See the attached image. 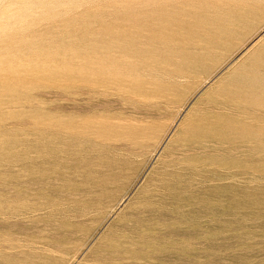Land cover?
<instances>
[{
	"label": "rangeland",
	"instance_id": "1",
	"mask_svg": "<svg viewBox=\"0 0 264 264\" xmlns=\"http://www.w3.org/2000/svg\"><path fill=\"white\" fill-rule=\"evenodd\" d=\"M263 47L264 0H0V264H264V155L194 137Z\"/></svg>",
	"mask_w": 264,
	"mask_h": 264
},
{
	"label": "bare ground",
	"instance_id": "2",
	"mask_svg": "<svg viewBox=\"0 0 264 264\" xmlns=\"http://www.w3.org/2000/svg\"><path fill=\"white\" fill-rule=\"evenodd\" d=\"M248 13V10H247ZM244 15V14H243ZM246 16V15H245ZM147 17V16H146ZM241 17V16H240ZM165 18V17H164ZM178 18V17H177ZM237 18V17H236ZM246 19V17H243ZM149 19V18H148ZM160 19V18H159ZM158 19V20H159ZM151 20V19H150ZM173 20V19H172ZM214 20V19H213ZM160 21V20H159ZM166 21V20H165ZM174 21V20H173ZM236 22V20H234ZM162 22H164L162 20ZM230 22V21H229ZM233 22V21H232ZM231 22V23H232ZM160 23V22H159ZM174 23V22H173ZM178 23V22H176ZM213 23V22H212ZM218 23V22H217ZM231 23L227 24L230 25ZM234 23V22H233ZM170 24V23H169ZM205 24V23H204ZM214 24V23H213ZM235 24V23H234ZM206 25V24H205ZM212 25V24H211ZM164 26V25H163ZM170 26V25H169ZM176 26V25H175ZM194 26V25H193ZM201 26V25H200ZM199 24L197 27H192L193 31H191L192 33H196V36L198 35V33H203L201 38H197L196 36H191L188 38H184V36L180 37V39L177 37H165L164 39H162V37L158 40L162 39L163 41H166L168 44H172L175 45L178 48V45L180 47V45L184 44L186 45H191L193 48H196L194 46H200V45H205V49L203 51H201V53L194 52L196 53L195 56H193L194 54L191 55L192 56H177L176 58L172 59L173 62V69L168 70L165 74L169 77H173V78H188L186 75L187 73L190 74L191 70L193 72V70L195 71V69L200 66L201 64H203V62L205 61L206 57L208 56H212L214 54V52H216V50H218V48L222 47L220 43L222 42L221 39L224 35H227L228 38L231 39L232 36V32L230 31L231 26H229L230 28L227 29L228 27L226 26L225 29L220 28L219 26H214V28H210V29H205V27H200ZM235 26V25H234ZM224 27V26H223ZM177 28V27H176ZM172 29V28H171ZM174 29V28H173ZM169 30V29H167ZM232 30V29H231ZM234 30V29H233ZM162 32V31H161ZM168 34V33H167ZM172 34V33H171ZM154 35V34H153ZM161 35V34H160ZM173 35V34H172ZM171 35V36H172ZM175 35V33H174ZM178 35V32L177 34ZM180 35V33H179ZM182 35V34H181ZM191 35V34H190ZM235 35V34H234ZM164 36V35H163ZM166 36V35H165ZM188 36V34H187ZM199 36V35H198ZM186 37V36H185ZM200 37V36H199ZM226 37V38H227ZM236 37V36H235ZM151 38V36H150ZM150 38H148L150 40ZM157 37L153 38L156 39ZM225 38V36L223 37ZM236 39V38H235ZM147 40V39H146ZM152 40V38H151ZM232 40V39H231ZM228 41V40H227ZM227 41L225 40V44H229L227 43ZM159 42V41H158ZM224 42V40H223ZM152 43V42H151ZM166 43V44H167ZM187 43V44H186ZM183 46V45H182ZM190 46V47H191ZM228 46V45H227ZM175 48V47H174ZM187 48V47H186ZM171 49V48H170ZM177 51V50H176ZM183 51V50H182ZM181 51V52H182ZM142 54V53H141ZM143 55V54H142ZM179 55V54H178ZM140 56V55H139ZM146 56V55H145ZM155 56V55H154ZM217 56V55H216ZM257 57L262 56V58H264V47L263 49L258 53V55H256ZM171 57V56H170ZM127 58V57H126ZM211 58V57H210ZM131 59V58H130ZM143 59V58H142ZM141 59V60H142ZM151 59V58H150ZM137 61V60H136ZM148 61V58H145V60L140 61L137 65H145ZM151 60H149L150 63ZM129 62V61H128ZM154 62V61H153ZM118 63V62H117ZM121 63V62H120ZM152 63V62H151ZM207 63V62H204ZM122 64V63H121ZM120 64V65H121ZM127 64V63H126ZM119 65V64H118ZM131 65H133L131 63ZM205 65V64H204ZM102 66V65H101ZM119 67V66H118ZM123 67V66H121ZM130 67V66H128ZM136 68V65L133 66ZM144 67V66H143ZM168 68V67H167ZM195 68V69H193ZM247 68H251L248 67ZM118 70V69H117ZM251 70V69H250ZM190 71V72H189ZM253 72L250 71V74L247 73L249 71L246 72H242V75L236 74L234 75L231 80L227 83H225V85H223V89H225V93H223L222 95V99L219 106V113H216V115H213V117L209 116L210 118L208 120H204V124L202 126H199L195 129V134L194 137L196 138H201V139H207V140H211V141H215L216 143H221L224 146H226L225 144H229L233 138L235 139H242L244 140V143H247V145H249V143L256 141L257 144V149L255 150V153H251V155H247V157L244 156H234L233 159L237 161L242 160H253L260 158L264 152V128H261L259 125L257 126H250V127H246V128H242L240 129V124H241V119L244 118L245 116H247L250 112L253 113L255 112V110L253 109L254 106H263L264 105V62L263 63H258L255 65V67L252 70ZM194 73V72H193ZM189 76V75H188ZM241 76V77H240ZM240 77V78H238ZM190 78V76H189ZM101 83V82H100ZM103 83V82H102ZM90 85V83L88 84ZM99 85V84H98ZM91 86V85H90ZM95 87V86H94ZM222 89V90H223ZM227 89V90H226ZM152 90V89H151ZM159 91V90H157ZM228 92V93H227ZM159 94H157V99L160 98H164L163 94L161 95L160 92H158ZM167 97V96H166ZM246 118V117H245ZM244 120V119H243ZM262 129V130H261ZM68 130V129H67ZM74 131V130H71ZM68 133V132H67ZM71 135L72 133H68ZM74 134V133H73ZM78 135V134H76ZM71 137H74L73 135ZM189 138V137H188ZM194 139V138H193ZM239 142V141H237ZM214 143V142H213ZM212 143V144H213ZM215 143V144H216ZM211 144V143H210ZM234 144V143H233ZM240 145V144H239ZM218 146V145H217ZM232 146V145H231ZM243 146V145H241ZM244 147V146H243ZM232 148V147H231ZM204 149V148H203ZM234 149V148H233ZM238 150H241L242 148H237ZM232 150V149H231ZM230 151V150H228ZM232 154L234 153V151L232 150L231 152ZM260 154V155H259ZM240 155V154H239ZM259 155V156H258ZM257 156L258 158L254 157ZM250 157V158H249ZM249 158V159H248ZM253 158V159H252ZM254 159V161H255ZM263 160V158L257 160L260 161ZM264 162V161H262ZM242 163H238V162H232L230 163L231 166L233 168L235 167H239ZM221 164H224V161L221 162ZM225 165H227V163H225ZM262 165V164H261ZM242 168V166H241ZM246 168V167H245ZM248 170V169H247ZM264 170V164L262 166V171ZM238 175V174H237ZM236 176V175H235ZM177 187V186H175ZM178 188V187H177ZM179 189V188H178ZM177 189V190H178ZM180 191H182L181 189H179ZM186 190V189H185ZM179 191V192H180ZM178 192V193H179ZM180 194V193H179ZM163 196V195H162ZM174 198V197H173ZM176 198V197H175ZM178 198V197H177ZM180 198V196H179ZM178 198V199H179ZM161 199V198H160ZM164 199V198H163ZM174 200V199H173ZM176 200V199H175ZM49 203V202H48ZM44 207V206H43ZM30 208V207H29ZM47 208V207H46ZM33 210V209H32ZM36 210V209H35ZM43 211V210H41ZM45 211V210H44ZM37 212H39L37 210ZM165 212V211H164ZM40 213V212H39ZM28 214V213H27ZM38 218V217H37ZM38 227V226H37ZM61 229V228H60ZM139 229V228H138ZM73 232V231H72ZM140 232V231H139ZM66 234V232H65ZM73 234V233H72ZM68 236V235H67ZM70 237V236H69ZM73 238V237H71ZM51 246V245H50ZM152 248V247H151ZM145 249V248H144ZM143 250V249H142ZM134 252V251H133ZM136 254V253H135ZM191 254V253H190ZM160 255V254H159ZM157 255V258H160V256ZM171 255V254H170ZM178 255V254H177ZM172 256V255H171ZM164 257V256H163ZM176 257V256H175ZM209 256H205V258H208ZM136 259H138L137 257H134ZM174 258V257H173ZM175 259V258H174ZM185 259V258H184Z\"/></svg>",
	"mask_w": 264,
	"mask_h": 264
}]
</instances>
